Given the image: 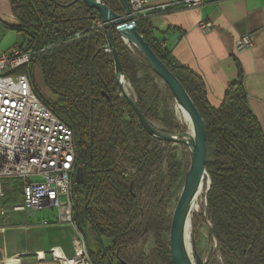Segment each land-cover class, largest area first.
<instances>
[{
  "label": "trees",
  "instance_id": "16d2710c",
  "mask_svg": "<svg viewBox=\"0 0 264 264\" xmlns=\"http://www.w3.org/2000/svg\"><path fill=\"white\" fill-rule=\"evenodd\" d=\"M10 1L16 24L8 27L38 51L22 70L29 73L39 98L74 132L79 171L71 188L73 223L91 263L148 264L149 255L140 244L154 234L159 264H173L170 244L162 234L171 229L173 219L168 181L177 178L175 148L172 141L152 135L128 98L120 95L115 60L105 49L106 34L95 26L98 12L83 0ZM102 1L118 14L125 13L120 0ZM137 28L179 78L204 119L206 168L212 180L206 214L216 230L219 255L224 264H264V130L242 79L230 83L222 104L214 107L203 78L162 47L149 18H139ZM113 33L141 113L149 122L162 121L169 134L185 132L170 105L175 99L167 85L157 98L169 122L147 103L141 84L159 76L139 50L125 44L115 29ZM139 63L145 65L144 78L138 77ZM3 189L6 202L14 203L22 181L5 178ZM86 223L98 237L96 249L90 246Z\"/></svg>",
  "mask_w": 264,
  "mask_h": 264
},
{
  "label": "crops",
  "instance_id": "0c3cea01",
  "mask_svg": "<svg viewBox=\"0 0 264 264\" xmlns=\"http://www.w3.org/2000/svg\"><path fill=\"white\" fill-rule=\"evenodd\" d=\"M183 1L147 0L154 37L177 62L203 78L214 107L222 104L227 86L242 79L249 105L264 130V0H203L191 7ZM202 21L213 27L203 30ZM13 24L11 1L0 0V36L13 32L22 36L8 27ZM245 33L253 34L254 45L237 51L235 43ZM21 194L14 203L21 201ZM4 203L12 204L6 199ZM79 237L74 224L58 222L56 212L9 209L0 215V264H60L51 249L74 256Z\"/></svg>",
  "mask_w": 264,
  "mask_h": 264
},
{
  "label": "built area",
  "instance_id": "2783aa9c",
  "mask_svg": "<svg viewBox=\"0 0 264 264\" xmlns=\"http://www.w3.org/2000/svg\"><path fill=\"white\" fill-rule=\"evenodd\" d=\"M202 2L184 0L183 4L191 7ZM129 3L136 21L150 16L147 0H129ZM95 26L106 34L101 20H97ZM199 26L208 31L213 24L202 21ZM253 45V34L245 33L237 39L235 49L243 51ZM37 52L23 42L0 51V215H6L9 209L45 210L56 212L59 223L74 224L71 188L79 171L74 132L39 98L29 73L22 70ZM11 162L24 163L25 172L12 174ZM15 177L22 181L21 201L7 206L3 180ZM74 245V256L68 257L58 248H52L51 253L60 264H92L82 237L77 238Z\"/></svg>",
  "mask_w": 264,
  "mask_h": 264
},
{
  "label": "water",
  "instance_id": "95a60500",
  "mask_svg": "<svg viewBox=\"0 0 264 264\" xmlns=\"http://www.w3.org/2000/svg\"><path fill=\"white\" fill-rule=\"evenodd\" d=\"M90 8L96 10L100 20L104 26L107 44L105 49L111 52L115 60V69L118 82L121 86V91L128 98L132 107L138 113L142 124L154 136L176 141L180 144H186V141L178 134L164 133L157 129L149 122L141 113L137 100L129 94L120 81V75H125L121 60L116 48V40L113 29L117 31L119 36L128 46L139 50L147 59L148 64L154 72L161 78L169 87L174 99L178 102L187 104L191 112V116L195 126V140L191 154L190 167L187 172L184 187L181 191L176 208L173 212V219L170 231V252L172 255L173 264H192L185 246L184 232L186 222V210L189 200L195 189L205 177L208 178V190L212 186L211 176L207 171L206 164L208 160V140L205 128L204 119L191 98L190 94L183 86L179 78L168 68L163 60L155 53L149 43L137 28V21L132 12L129 0H120L124 7L123 15L115 12L110 6L102 0H83ZM79 176V175H78ZM212 233L216 236V230L212 227ZM197 264H203L200 261Z\"/></svg>",
  "mask_w": 264,
  "mask_h": 264
},
{
  "label": "rangeland",
  "instance_id": "374dc122",
  "mask_svg": "<svg viewBox=\"0 0 264 264\" xmlns=\"http://www.w3.org/2000/svg\"><path fill=\"white\" fill-rule=\"evenodd\" d=\"M5 29H8V27H4ZM23 42V44L27 45L25 42V38L21 36L18 33H9L7 35L0 36V51L3 49H7L11 45L15 43V41ZM131 48V47H130ZM133 49V48H131ZM141 62V61H140ZM140 64V63H139ZM147 74L146 68L144 64H140L138 67V77L144 78ZM38 81L42 84V78L38 75L37 76ZM128 79L125 76V85L128 86V91L132 94V96L136 99L137 95L134 90V88L131 86V83L127 81ZM141 87L144 88L147 92L146 101L147 103L152 106L156 107V109L159 112V116L161 120H166L169 122L164 106L161 100L157 98V95L160 91L164 92L166 88L165 82L161 78H154V81H144L141 84ZM49 94H51L49 92ZM121 94V93H120ZM122 96V94H121ZM54 98V97H53ZM172 109L174 110V113L176 115V120L178 124L181 126L186 127V131H189V125L187 122L183 121L179 118V115L176 110V100L170 103ZM128 119V117H127ZM151 124L155 126L157 129H159L162 132L167 133L166 126L162 123V121H151ZM171 134V133H170ZM175 134V133H172ZM172 148H175V157L176 162L179 166H177L176 173L177 178L174 181L169 180L168 184L171 187L170 193L168 195V211L169 213L173 214L177 202L179 200L181 191L184 187L185 178L187 175V172L189 169H186V160L187 158H190L191 160V148L190 143L186 144H180L176 141H172L171 144ZM208 191V178H205L204 183V194L200 201V207L198 211L194 214L193 220L191 221V227H190V245H191V251L192 254L196 260V262H201L203 264H224L221 256L218 253V241L217 237L214 236L212 233V227L213 224L208 218V215L206 214V207H207V201H206V194ZM172 225V223H171ZM214 228V227H213ZM85 231L88 234L89 237V243L92 248H98L99 242L98 237H96V233L94 229L86 223ZM170 231L166 230L162 234V239L169 243L170 241ZM157 236L154 234H151L147 240L140 245L143 246L147 254L149 255L148 264H159V258L157 257L156 248H157Z\"/></svg>",
  "mask_w": 264,
  "mask_h": 264
},
{
  "label": "bare ground",
  "instance_id": "6f19581e",
  "mask_svg": "<svg viewBox=\"0 0 264 264\" xmlns=\"http://www.w3.org/2000/svg\"><path fill=\"white\" fill-rule=\"evenodd\" d=\"M120 81L124 85V88L128 91V86L125 85V75H120ZM128 81V80H127ZM129 92V91H128ZM129 94L132 96V94L129 92ZM176 110L179 115V118L183 121L187 122L189 125V131H185L181 133L182 135L180 138L184 139L186 143H190L191 152L193 150V143L195 140V126L194 122L191 116V112L189 110V107L187 104L176 101ZM192 154V153H191ZM10 171L12 174H23L25 172V164L24 163H18V162H11L10 163ZM206 178V177H205ZM205 178H203L198 185V187L195 189L193 194L190 197L189 204L187 206L186 210V222H185V232H184V239H185V246L187 253L189 255V258L192 262V264H197L192 251H191V245H190V227H191V221L193 220L194 214L198 211L200 207V201L204 194V183ZM192 228V227H191ZM192 237V236H191ZM191 239V238H190ZM71 264H74L73 262Z\"/></svg>",
  "mask_w": 264,
  "mask_h": 264
}]
</instances>
